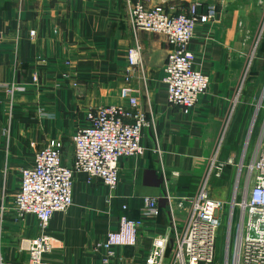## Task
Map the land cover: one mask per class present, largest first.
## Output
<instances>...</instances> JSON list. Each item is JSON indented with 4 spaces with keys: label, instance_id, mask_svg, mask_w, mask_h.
I'll return each mask as SVG.
<instances>
[{
    "label": "crops",
    "instance_id": "crops-1",
    "mask_svg": "<svg viewBox=\"0 0 264 264\" xmlns=\"http://www.w3.org/2000/svg\"><path fill=\"white\" fill-rule=\"evenodd\" d=\"M142 1L158 4V0ZM190 1L169 5L180 12ZM195 29L190 44L195 68L208 76L210 89L186 115L170 104L163 80L170 50L166 37L144 31L135 35L128 23L127 0H0V259L27 264L28 254L19 244L39 232L36 217L15 215L21 170L32 165L36 153L53 139L63 142V163L71 166L72 137L87 125L88 111L108 105L130 107L121 90L126 85L127 52L136 43L143 49V66L133 70L129 85L141 111L154 118L151 127L143 130L146 153L121 159L115 190L95 180L88 183L86 174L76 175L73 205L65 213H54L47 230L55 248L45 261L102 264L101 246L108 232L118 228L122 215L140 218L144 198L155 197L160 199L155 226L140 231L137 246L116 249V264H145L154 232L167 233L173 222L165 198L168 190L181 212L175 215L176 224L184 227V198L198 190L208 165L206 152L215 151L230 124L235 134L222 159L231 155L236 159L241 147L244 152L254 119L253 113L249 124L236 125V119L243 122L251 108L249 102L235 104L248 64L246 38L238 22L220 12L214 22L199 23ZM31 30L37 33L34 39ZM257 58L264 62V50ZM263 73L254 75L259 85ZM12 83L27 90L11 99L7 86ZM255 141L250 139L249 145ZM228 167L217 182L223 191L218 193L213 186L218 200L232 194L237 169ZM170 258L168 252L167 261Z\"/></svg>",
    "mask_w": 264,
    "mask_h": 264
},
{
    "label": "built area",
    "instance_id": "built-area-1",
    "mask_svg": "<svg viewBox=\"0 0 264 264\" xmlns=\"http://www.w3.org/2000/svg\"><path fill=\"white\" fill-rule=\"evenodd\" d=\"M174 1L158 0L156 5H147L142 0H127L128 23L135 35L144 31L166 37L170 50L163 80L169 102L182 114L191 115L201 97L210 89V79L195 68V54L190 44L196 25L214 22L220 12L216 3L205 4L203 0H192L187 8L183 7L178 12L176 5H169ZM204 6L205 10L200 12ZM259 27L257 47L264 41V14ZM30 33L32 39L37 35L35 30ZM142 53L143 49L137 43L127 52L129 66L121 96L128 99L130 107L108 105L88 111L87 125L72 137L75 156L71 166L63 163V142L53 139L36 153L32 165L21 170L20 188L14 197L15 215L20 219L32 215L39 222L37 236L23 238L19 244L20 250L28 254L27 264H47L45 256L55 248V239L47 234V230L54 213H65L73 205V183L77 174H86L88 183L95 180L115 190L119 184L121 159L145 155L143 130L151 127L154 118L149 119L141 111L136 91L129 85L133 70L143 66ZM251 64L252 61L246 66L235 104ZM26 90L25 86L17 83L7 86L11 99L16 93ZM260 128L248 164L244 163V158L239 163H235L233 156L221 159L222 133L196 194L184 198L187 220L182 229L176 224L175 198L168 190L165 198L173 222L167 233L154 232L145 264H214L218 229L221 219L227 215L229 252L226 264H264V122ZM158 152L161 155L160 149ZM228 166L238 168L229 214L224 212L226 203L216 199L212 193V182L221 180ZM144 199L140 218L132 220L122 215L118 228L108 232L101 246L104 250L102 264H116L117 248L137 246L140 231L155 226L160 216V199ZM237 209L239 216L232 244L234 254L230 261L232 227ZM168 252L171 253L169 261ZM0 264L8 263L0 259Z\"/></svg>",
    "mask_w": 264,
    "mask_h": 264
},
{
    "label": "rangeland",
    "instance_id": "rangeland-1",
    "mask_svg": "<svg viewBox=\"0 0 264 264\" xmlns=\"http://www.w3.org/2000/svg\"><path fill=\"white\" fill-rule=\"evenodd\" d=\"M211 3L217 4V8L219 12H223L224 15H229L230 18L236 19V21L238 22V27L242 29L243 35L246 38L245 44L247 45L246 51L248 54V62L250 63L252 61V64L250 65V69L246 76L247 79L244 81L238 103L249 102L251 104L250 106L253 108V112H254V119H253L254 122L252 121L251 132L249 133L247 137L243 154L241 150L242 147L238 151V153L235 151L237 153L235 163H239V160L242 155L241 160L244 158V163L248 164L247 159L255 147V144L254 146L249 145L250 139L252 138L253 131H254L253 128H254L256 119H258L259 115L262 114L264 111V84L259 85V83L255 80L258 78L257 77L255 78L254 76V75H258V73L260 72L262 73L264 72V66H263L264 62L261 61L260 59H257V52L262 42L259 43L260 45L258 47L256 44L257 36L259 33V29H260L259 26H260V23H261L263 14H264V0H214V2H210L208 4H211ZM254 67H256V71L258 70L257 72L253 71ZM229 123H230V120H229ZM236 123H237L236 125L244 124L242 120L238 122L237 119H236ZM229 125H227V127L225 128L226 130L224 131V134H223L224 141L222 143L223 144L222 145L223 149L221 150L222 154L224 152L225 145L230 142V138L233 137L235 134L233 132L232 127H231V130L229 129ZM244 140L245 138L243 139V142ZM212 153L213 151L211 153L206 152V155H207L206 163H208V160L211 157ZM220 157H221V154H220ZM230 157H232V155ZM233 180H234V177H233ZM219 181L214 180L212 182V186L215 187L218 193H220V191H223L224 189L222 188V186H219V183H217ZM233 182L235 183V180ZM233 190H234V184L232 185V194L229 195L228 197H225L222 200L226 203L224 212L227 214H229L228 212L230 210L231 203L233 200V197H232ZM174 207H175V215L181 216V212L176 207V204L174 205ZM238 212H239V209H237L235 212L236 216H235L234 224L232 227L233 234H232V242L230 245L231 246L230 261L233 260V254H234V247L232 244H233V239H234V234H235V226H236L238 216H239ZM228 224H229V217L227 215L221 219V225H220V228L218 229L219 232H218L217 240H216V247H217L216 259H215L214 264H226L227 262V257H228V252H229L228 247H227V243L229 239Z\"/></svg>",
    "mask_w": 264,
    "mask_h": 264
},
{
    "label": "trees",
    "instance_id": "trees-1",
    "mask_svg": "<svg viewBox=\"0 0 264 264\" xmlns=\"http://www.w3.org/2000/svg\"><path fill=\"white\" fill-rule=\"evenodd\" d=\"M204 10H205V6L200 8V12H203ZM263 50H264V41H262V43H261V45H260V47L258 49L257 57H260L262 55ZM253 71L254 72L256 71V67L253 68ZM260 84H264V73L261 76ZM247 112L248 113L246 114L245 118H243V123H248L249 124L251 119H252L253 113H254L253 112V108L252 107L251 108L248 107ZM263 122H264V111H263L262 114L259 115L258 119H256V122H255V125H254V128H253L254 131H253V135H252V138H251V142H252V140H254L257 137V134L259 133V131L261 129L260 126L262 125ZM240 137H241V134H240ZM226 151L227 150H225V147H224V152L223 153H226ZM221 159H222V153H221ZM228 168H230V167H227V169ZM227 169H226V171H227ZM226 171H225V173H226ZM225 173H224L222 179L224 178ZM212 193H213V191H212ZM213 196H214V194H213Z\"/></svg>",
    "mask_w": 264,
    "mask_h": 264
},
{
    "label": "water",
    "instance_id": "water-1",
    "mask_svg": "<svg viewBox=\"0 0 264 264\" xmlns=\"http://www.w3.org/2000/svg\"><path fill=\"white\" fill-rule=\"evenodd\" d=\"M254 122V121H253ZM251 127H252V125H251Z\"/></svg>",
    "mask_w": 264,
    "mask_h": 264
}]
</instances>
